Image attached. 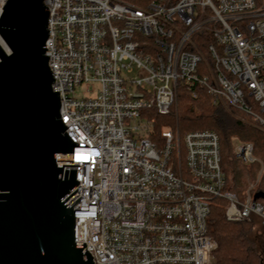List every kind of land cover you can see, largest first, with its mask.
Wrapping results in <instances>:
<instances>
[{
  "label": "built area",
  "instance_id": "2783aa9c",
  "mask_svg": "<svg viewBox=\"0 0 264 264\" xmlns=\"http://www.w3.org/2000/svg\"><path fill=\"white\" fill-rule=\"evenodd\" d=\"M7 0H0V16ZM44 45L73 154H58L78 184L63 197L93 264H211L208 218L258 220L264 205L239 199L221 169L218 135L160 130L177 89L248 116L264 133V0H44ZM0 48L7 47L0 38ZM91 85L85 98L72 94ZM235 141V140H234ZM236 158L254 162L250 143ZM77 165V166H73ZM73 166V167H70ZM262 169L258 174H261Z\"/></svg>",
  "mask_w": 264,
  "mask_h": 264
},
{
  "label": "water",
  "instance_id": "95a60500",
  "mask_svg": "<svg viewBox=\"0 0 264 264\" xmlns=\"http://www.w3.org/2000/svg\"><path fill=\"white\" fill-rule=\"evenodd\" d=\"M44 0H7L0 16V264H93L63 197L78 182L52 91ZM77 166V165H73ZM70 166V167H73Z\"/></svg>",
  "mask_w": 264,
  "mask_h": 264
},
{
  "label": "trees",
  "instance_id": "16d2710c",
  "mask_svg": "<svg viewBox=\"0 0 264 264\" xmlns=\"http://www.w3.org/2000/svg\"><path fill=\"white\" fill-rule=\"evenodd\" d=\"M124 1L142 6L148 0ZM177 93L176 110L167 116L155 117L152 141L161 143L158 134L163 125L173 130L177 129L179 135L194 130H209L215 133L219 138L220 164L228 180L229 191L242 199L247 189L253 186L249 190L250 194L254 200L264 205V167L255 184L260 168L256 163L243 166L234 157L231 148L233 138L240 143H250L254 154L264 164V133L234 118L235 116L246 123H251L248 116L232 109L226 111L221 106L212 105L210 98L202 90L198 91L196 98L184 87H179ZM224 210V202L214 200L208 218V234L213 243L211 264H264V258L254 249L251 242L252 222L255 219L249 223L228 222L224 217ZM262 235L264 244V232Z\"/></svg>",
  "mask_w": 264,
  "mask_h": 264
},
{
  "label": "rangeland",
  "instance_id": "374dc122",
  "mask_svg": "<svg viewBox=\"0 0 264 264\" xmlns=\"http://www.w3.org/2000/svg\"><path fill=\"white\" fill-rule=\"evenodd\" d=\"M93 92H94V88L91 85H85V86H82V87L75 88V90H74L72 95L74 97H77V98H85V96L92 95ZM175 107H176V104L172 107L173 108L172 111L176 110ZM234 118L236 120H239L242 124H248V125H251L253 128H255L252 125L251 121H250L251 123H246L243 120L237 119V117H235V116H234ZM160 130L173 131L172 128H170L169 126H166V125L165 126L163 125ZM154 135H156V133ZM233 142L235 143V142H238V141L235 138H233L232 139V144H233ZM231 148L233 149V145H232ZM233 153H234V149H233ZM234 157L236 158L235 153H234ZM253 158H254V162H252V163H256L258 165V167L260 168V170L263 169V167H264L263 162H261L259 160V158L254 154V152H253ZM239 163H241V162L239 161ZM252 163L251 164H247V165H244L243 163H241V164L243 166L247 167L249 165H252ZM257 182H258V178L255 180L254 183L256 184ZM252 224H253V226H252V231H251V233H252L251 234V242L253 244L254 249H256V251H258L261 254V256L264 258L263 235H262V230H261V228L259 226V221L258 220H253Z\"/></svg>",
  "mask_w": 264,
  "mask_h": 264
}]
</instances>
